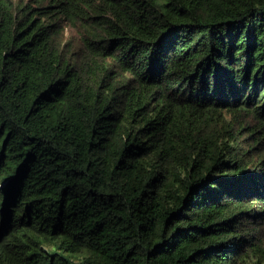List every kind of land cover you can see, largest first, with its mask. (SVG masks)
Here are the masks:
<instances>
[{
    "label": "trees",
    "instance_id": "16d2710c",
    "mask_svg": "<svg viewBox=\"0 0 264 264\" xmlns=\"http://www.w3.org/2000/svg\"><path fill=\"white\" fill-rule=\"evenodd\" d=\"M251 219L264 0H0V264H264Z\"/></svg>",
    "mask_w": 264,
    "mask_h": 264
},
{
    "label": "rangeland",
    "instance_id": "374dc122",
    "mask_svg": "<svg viewBox=\"0 0 264 264\" xmlns=\"http://www.w3.org/2000/svg\"><path fill=\"white\" fill-rule=\"evenodd\" d=\"M15 3H22L27 0H13ZM73 32L70 29L65 30V35H70ZM233 121V119H231ZM246 135V130L244 131ZM263 146V145H262ZM242 227H244L248 232L249 241L248 244L246 243V250L249 249V247L252 248H264V220H249V221H242Z\"/></svg>",
    "mask_w": 264,
    "mask_h": 264
},
{
    "label": "flooded vegetation",
    "instance_id": "af4514ba",
    "mask_svg": "<svg viewBox=\"0 0 264 264\" xmlns=\"http://www.w3.org/2000/svg\"><path fill=\"white\" fill-rule=\"evenodd\" d=\"M240 202H242V203H243L244 201H240Z\"/></svg>",
    "mask_w": 264,
    "mask_h": 264
}]
</instances>
